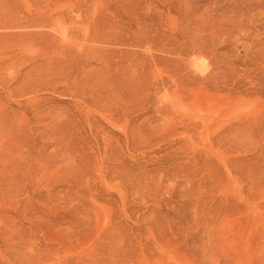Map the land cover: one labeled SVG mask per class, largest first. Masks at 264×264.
<instances>
[{
    "label": "rangeland",
    "instance_id": "obj_1",
    "mask_svg": "<svg viewBox=\"0 0 264 264\" xmlns=\"http://www.w3.org/2000/svg\"><path fill=\"white\" fill-rule=\"evenodd\" d=\"M0 264H264V0H0Z\"/></svg>",
    "mask_w": 264,
    "mask_h": 264
}]
</instances>
